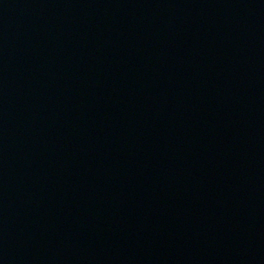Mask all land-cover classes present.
<instances>
[{
    "label": "water",
    "instance_id": "obj_1",
    "mask_svg": "<svg viewBox=\"0 0 264 264\" xmlns=\"http://www.w3.org/2000/svg\"><path fill=\"white\" fill-rule=\"evenodd\" d=\"M0 264H264V0H0Z\"/></svg>",
    "mask_w": 264,
    "mask_h": 264
}]
</instances>
